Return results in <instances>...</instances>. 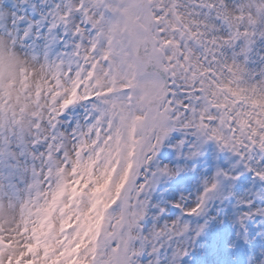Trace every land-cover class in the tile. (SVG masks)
Masks as SVG:
<instances>
[{
  "label": "snow or ice",
  "instance_id": "1",
  "mask_svg": "<svg viewBox=\"0 0 264 264\" xmlns=\"http://www.w3.org/2000/svg\"><path fill=\"white\" fill-rule=\"evenodd\" d=\"M0 264H264V0H0Z\"/></svg>",
  "mask_w": 264,
  "mask_h": 264
}]
</instances>
